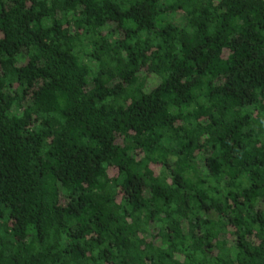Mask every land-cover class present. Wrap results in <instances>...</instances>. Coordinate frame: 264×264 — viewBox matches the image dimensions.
Wrapping results in <instances>:
<instances>
[{"label":"trees","instance_id":"16d2710c","mask_svg":"<svg viewBox=\"0 0 264 264\" xmlns=\"http://www.w3.org/2000/svg\"><path fill=\"white\" fill-rule=\"evenodd\" d=\"M0 264H264V0H0Z\"/></svg>","mask_w":264,"mask_h":264}]
</instances>
